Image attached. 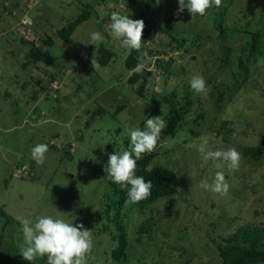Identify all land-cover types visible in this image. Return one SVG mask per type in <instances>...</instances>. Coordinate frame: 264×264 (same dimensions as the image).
<instances>
[{
    "label": "rangeland",
    "instance_id": "rangeland-1",
    "mask_svg": "<svg viewBox=\"0 0 264 264\" xmlns=\"http://www.w3.org/2000/svg\"><path fill=\"white\" fill-rule=\"evenodd\" d=\"M84 4L92 17L62 39L59 30ZM178 5V0L159 5L156 0H0V210L12 218L0 228L1 260L22 257L23 218L53 215L92 230L89 264H117L111 256L115 225L102 214L97 217L109 186L101 171L110 154L125 150L128 130L142 129L147 118L155 117L154 99L171 93L180 98L183 91L193 98L192 117L175 137L161 136L151 152L152 164L177 173L178 191L145 208L122 207L123 225L133 239L125 264H221L218 245L224 238L246 224L264 228V149L257 157L244 152L264 142V70L250 61L239 78L236 48L249 31H259L264 41V0H222L223 36L213 26L216 6L192 19L187 9L177 14ZM113 12L142 19L146 26L142 58L134 69L141 77L135 83L129 82L133 71L124 66L129 50L109 36ZM231 29L239 32L231 37ZM93 31L106 42L93 43ZM47 38L51 46L43 43ZM21 39L49 48L53 65L28 62L25 52L31 44ZM101 46L113 51L112 62L94 69L91 61ZM223 49L229 53L224 66L219 60ZM159 59L172 60V75L165 76ZM194 74L205 78L206 92L191 89ZM236 76L239 82L233 84ZM40 103L44 107L36 118ZM118 105L124 107L116 112ZM162 106L164 118L167 105ZM97 107L106 113L94 120L86 111ZM223 121L231 132L220 129ZM202 139L214 150L235 147L243 155L239 169L229 172L205 162L198 151ZM38 143L49 146L43 165L31 156ZM217 171L225 172L226 195L200 187L202 180L211 185ZM107 223L110 229L104 230ZM142 226L146 234H138Z\"/></svg>",
    "mask_w": 264,
    "mask_h": 264
},
{
    "label": "clouds",
    "instance_id": "clouds-1",
    "mask_svg": "<svg viewBox=\"0 0 264 264\" xmlns=\"http://www.w3.org/2000/svg\"><path fill=\"white\" fill-rule=\"evenodd\" d=\"M160 2L161 0H156L157 5ZM178 3L177 14L187 9L194 19L197 15H206L213 6H221L222 0H178ZM110 17L109 36L112 40L117 41L123 49L140 52L144 46L142 39L146 27L144 21L130 19L129 15H122L119 12H113ZM90 39L93 43L106 42L100 31H93ZM91 64L94 69L99 67L95 55ZM257 67L264 70V57L257 59ZM189 83L196 93L207 91L208 85L202 75H192ZM166 127L167 122L162 115L147 118L142 129L134 127L128 130L129 149L109 155L104 172L113 183L126 190V204H136L150 198L152 181L137 175V161L144 154L156 149ZM198 151L205 162L212 161L217 168L226 166L229 172L238 170L243 160V155L235 147L214 150L207 139H202ZM48 152L49 146L46 143H38L31 149V156L37 165H43ZM200 187L205 190L210 189L216 194L226 195L230 186L226 181L225 172L217 171L211 185L206 180H202ZM21 226L23 242L20 256L30 264H33L38 257H46L47 264H89L94 238L92 230L85 228L83 224L70 223L58 216L40 215L35 220L23 218Z\"/></svg>",
    "mask_w": 264,
    "mask_h": 264
},
{
    "label": "trees",
    "instance_id": "trees-1",
    "mask_svg": "<svg viewBox=\"0 0 264 264\" xmlns=\"http://www.w3.org/2000/svg\"><path fill=\"white\" fill-rule=\"evenodd\" d=\"M229 2V0H226ZM179 8V5L176 7ZM218 11L215 13V20L213 22V26L216 30L221 32L220 36L224 35V29L222 27L223 17L225 14L226 6L217 7ZM92 17L91 8L86 4H84L81 8L80 14L66 26L59 30V36L67 40L74 33L75 29L81 25L82 23L88 21ZM239 32V29H231L229 35L233 37L235 33ZM248 37L245 42L238 47H236L240 51V55L237 57V61L239 64L238 76L242 78L241 71L244 70L247 73V67L245 63H249L250 61L256 62L259 57H264V41H261V34L259 31H249ZM21 42L25 44H31L28 51L25 52L26 58L28 62H31L35 65L39 63H46L49 65H53V60L51 55L49 54V48H43L42 45H36L35 42H27L21 39ZM196 41H194L195 44ZM43 43L51 46L52 41L50 38L43 40ZM183 43V42H182ZM181 43V44H182ZM197 43H200L199 41ZM178 44L176 48H180L182 45ZM47 46V47H48ZM236 49V50H237ZM159 51V50H157ZM160 52V51H159ZM150 53L152 51L150 50ZM162 53H166V50ZM113 51L106 49L104 46L99 48V53L96 56V60L99 66L104 67L112 62ZM142 49L140 52L135 50H129V53L125 57L124 66L127 71H133L132 75L129 77L130 83H135L141 75L139 73H135L134 69L138 66L139 62L142 58ZM224 57H219L220 62L223 66L226 64V58H228V54L226 49H223ZM160 61V68L162 69L165 76H170L173 74L171 67V59L168 61ZM235 76V75H234ZM238 76L234 77L235 81L233 84L238 83ZM243 78L242 80H244ZM236 86V85H234ZM238 87V86H237ZM227 89L226 91H229ZM40 90H37L33 93L32 101L36 100L38 93ZM56 100V99H55ZM153 103L156 107L154 111L155 116L162 115L161 107L162 105H167V112L164 115V119L167 122V127L163 130L161 136H170L175 137L177 131L182 126V122L191 118L192 116H188V113L191 110V106L193 103V98L191 97L188 91H183L180 98H176L174 93H171L170 97L163 95L161 99H154ZM44 106L40 103V105L36 106L34 109V113L39 116L40 110ZM124 105H118L116 108V112H119ZM160 108V109H159ZM115 112V113H116ZM106 113V110L102 107H97L95 109L87 110L86 114H89L92 119L101 118ZM114 115V114H113ZM96 120V119H94ZM91 122H87V126H89ZM228 127L229 132L232 131L229 128V122L223 121L220 127L221 130H224ZM119 132L116 131V134ZM218 133H221L219 131ZM196 135L197 133H193ZM54 137L58 136V133L53 134ZM81 137V136H80ZM129 138V137H128ZM125 139L124 145L125 150L130 148V139ZM80 139V138H78ZM116 141H114L115 144ZM110 148V146H108ZM264 149V142L260 143L257 147H247L245 148V154L252 156H258L260 152ZM68 150L66 149L65 152ZM70 153H66L67 157H71ZM154 158V154L148 153L144 154L140 160L137 161V175L144 176L146 180H151L153 184L152 194L150 198L138 202L136 204H130L129 206H135L139 208H145L153 204L154 202L162 199L164 197L173 196L177 193L179 187V179L178 175L175 171L169 169L168 167H162L157 164H152V160ZM24 163H20L19 166H23ZM103 177L108 180V188L105 190L103 194L104 205L101 207V213L98 215V219H101L102 215L106 216L109 222L114 223L115 230L117 232L111 235L112 242L116 243L114 249L111 250V256L115 263L117 264H125V260L128 258L127 250L129 247L130 241L133 239H128L127 232L123 225L121 219V209L126 204L125 201L127 199L126 190L122 189L118 184L113 183L110 178L106 176L104 170L101 171ZM102 214V215H101ZM0 219L2 220L1 230L10 225L12 222V218L7 215L3 210H0ZM104 230L110 229V225L107 223L103 226ZM99 232V231H98ZM138 234L147 233L146 228L143 226L139 228ZM149 238V236H148ZM264 244V228L253 225H243L237 228V230L228 235L223 239V244L218 245V252L221 258V264H264V249H261L260 246ZM0 249H1V239H0ZM1 252V251H0ZM13 256L4 258V260L0 259V262L3 264H30L29 261H26L21 257L18 262L13 261ZM46 258H36L33 264H45ZM47 264V263H46Z\"/></svg>",
    "mask_w": 264,
    "mask_h": 264
},
{
    "label": "water",
    "instance_id": "water-1",
    "mask_svg": "<svg viewBox=\"0 0 264 264\" xmlns=\"http://www.w3.org/2000/svg\"><path fill=\"white\" fill-rule=\"evenodd\" d=\"M28 20H29V18L28 17H26Z\"/></svg>",
    "mask_w": 264,
    "mask_h": 264
}]
</instances>
